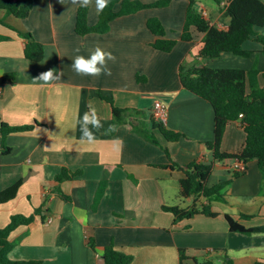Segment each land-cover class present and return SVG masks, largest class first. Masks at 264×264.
Listing matches in <instances>:
<instances>
[{
	"label": "crops",
	"instance_id": "0c3cea01",
	"mask_svg": "<svg viewBox=\"0 0 264 264\" xmlns=\"http://www.w3.org/2000/svg\"><path fill=\"white\" fill-rule=\"evenodd\" d=\"M31 1L32 10L23 19L0 10L1 20L30 31L45 51L41 61L28 60L25 39L14 27L0 22V34L8 36L0 40V78L14 75L0 83V124L32 126L6 135L0 132V190L21 181L16 197L0 204V226L13 214L42 211L10 234L14 246L9 257L33 261L28 264H105V247L113 245L132 255L129 264H180V248L187 256L185 264H195L193 257L198 262L207 258L223 264L225 254L236 264L264 262V231L232 232L224 216L229 213L246 227L264 226V172L254 159L244 173L234 176L233 160L214 158L206 145L214 136L213 109L207 100L185 89L179 78L181 64L249 69L256 59L264 70L260 44L253 39L244 43L246 49L256 51L251 58L228 52L215 59L201 58L203 33L195 32L191 41L181 39L189 0H172L166 6L118 16L107 32L83 35L75 31L78 6L58 0ZM213 2L198 0L196 5L215 27L226 29L228 11ZM119 7L115 5L116 10ZM151 17H158L166 36L177 41L171 51L152 46L156 35L147 26ZM98 18L93 0L88 23L93 25ZM257 30L264 34V26ZM97 47L115 57L107 62L110 74H76L71 67L74 57L88 58ZM49 69L63 75L41 86L34 78ZM99 91L112 96L115 107L129 109L116 125L118 130L110 134L104 132L114 119L112 104ZM155 101L168 105L164 125L183 133L178 140L168 141L152 127ZM89 108L96 109L103 124L99 131L93 129L96 141L92 145L81 143L76 124L77 113L82 117ZM36 127L47 129L49 135L39 133L36 138ZM244 141L241 120L230 122L221 150L236 153ZM172 163L212 164L207 186L227 183L210 197L181 198L179 180L184 172L169 167ZM63 167L80 172L57 183L55 177ZM102 180L105 192L93 209ZM57 186L68 198L55 192ZM194 202L198 207L208 203L219 214L199 213L176 221L172 212L164 210V206L188 208Z\"/></svg>",
	"mask_w": 264,
	"mask_h": 264
},
{
	"label": "trees",
	"instance_id": "16d2710c",
	"mask_svg": "<svg viewBox=\"0 0 264 264\" xmlns=\"http://www.w3.org/2000/svg\"><path fill=\"white\" fill-rule=\"evenodd\" d=\"M172 0H156L150 3H144L140 0H109L108 6L99 13L98 21L90 25L88 23V7H79L76 12L75 31L78 34H86L89 32L104 33L110 28V22L122 15L134 13L138 10L149 7H162L168 5ZM198 0H189L181 39L191 41L195 32L203 33L199 56L203 59H215L222 53L228 52L234 55L251 58L256 51L246 49L244 43L253 39L260 44L258 51L264 57V34L260 33L257 28L264 26V1L262 0H214L217 4L222 5L229 14V25L226 29L215 27L211 21L204 15L202 10L198 8L196 2ZM120 4L119 9H115L116 4ZM0 10L7 15H12L17 19L27 17L32 10L31 0H0ZM10 27L11 24L6 23ZM147 26L153 34L156 35L152 46L157 50L169 52L176 45V40L166 36V30L158 17H151L147 20ZM15 28V27H14ZM20 36L25 39L24 56L31 61H41L44 58V46L37 41L30 31L26 29L15 28ZM8 36L0 34V40L7 39ZM254 59L251 68L237 67H210L201 65L181 64L179 68V78L182 86L193 93L207 100L214 113V136L213 139L206 142V145L213 151L216 160L230 159L238 160L243 163L244 167L240 171H234V176H239L247 169V163L250 160H257L260 169L264 172V83H260V79L264 80V70L260 69ZM12 73H6L0 78V83L13 78ZM139 78V77H138ZM141 79H144L141 77ZM102 99L112 104L113 122L117 125L122 122L129 109L119 108L113 105L112 96L103 94L99 91ZM240 114H242L240 116ZM241 120L245 131V141L240 150L236 153L224 152L221 150V142L230 122ZM152 127L158 128L168 141L178 140L183 133L167 129L165 125L157 121L151 116ZM32 126L20 125L10 126L6 123L0 124V132L6 135L12 131H26ZM152 141H156L153 135H147L143 129H138ZM165 151L168 153L167 149ZM175 166L184 172V176L179 180V195L181 198L189 196L210 197L218 194L225 186L226 181L218 184L207 186L206 182L212 171V164H189L180 166L172 163L169 167ZM80 171H70L63 167L56 175L55 181L61 183L78 175ZM21 181L0 190V204L6 203L14 199L18 193ZM106 181L102 180L94 203L93 209L98 207L102 196L104 195ZM55 192L63 198H68L62 192L59 186ZM164 210L173 213L175 220L190 218L195 214H205L208 216H216L219 212L213 210L212 206L204 204L198 207L194 202L188 208H180L178 206H164ZM41 209H35L31 215L13 214L9 222L0 226V264H28L30 260H16L9 257V252L14 244L10 240V234L19 226L27 225L34 220L36 215H41ZM227 220L229 230L239 233L263 232L264 226L246 227L237 221L231 214L224 213ZM90 248L95 249L92 239L88 240ZM180 264H185L187 258L184 249H179ZM105 264H129L132 255L121 252L108 245L104 250ZM195 264H215L211 259L205 258L198 262L193 257ZM223 264H236L234 260L224 255ZM254 264H264L262 261H256Z\"/></svg>",
	"mask_w": 264,
	"mask_h": 264
},
{
	"label": "clouds",
	"instance_id": "9594fccd",
	"mask_svg": "<svg viewBox=\"0 0 264 264\" xmlns=\"http://www.w3.org/2000/svg\"><path fill=\"white\" fill-rule=\"evenodd\" d=\"M58 2L62 5L70 4L72 6L84 8H87L93 4V0H58ZM108 2L109 0H94L95 11L97 13L102 12L108 6ZM75 51L79 52V49H75ZM114 60L115 57L112 55V53L105 52L97 47L88 58H85L81 55H76L72 61L71 67L78 75L97 77L102 73L109 75L110 71L107 67V62ZM62 75V72H56L54 69H49L47 71L41 72L36 78H34V80L42 82L41 86H46L53 81L59 80ZM76 124L79 125L80 128L81 143L88 145H92L96 141V135L93 129L99 131L103 128V124L101 123L95 108H89L88 111L84 112L82 117L77 113ZM117 130V126L112 124L109 125L107 129H105L104 134H110L111 132ZM35 133L36 138H38L39 133L49 135L47 129H41L39 127L35 128Z\"/></svg>",
	"mask_w": 264,
	"mask_h": 264
},
{
	"label": "built area",
	"instance_id": "2783aa9c",
	"mask_svg": "<svg viewBox=\"0 0 264 264\" xmlns=\"http://www.w3.org/2000/svg\"><path fill=\"white\" fill-rule=\"evenodd\" d=\"M242 114H240L241 116ZM153 116L154 118L165 124L168 119V105L161 102V101H155L154 106H153ZM244 165L242 162L238 160L233 161V169L236 171H240L243 169Z\"/></svg>",
	"mask_w": 264,
	"mask_h": 264
},
{
	"label": "rangeland",
	"instance_id": "374dc122",
	"mask_svg": "<svg viewBox=\"0 0 264 264\" xmlns=\"http://www.w3.org/2000/svg\"><path fill=\"white\" fill-rule=\"evenodd\" d=\"M206 2H208V3H212V4L214 5L213 0H206Z\"/></svg>",
	"mask_w": 264,
	"mask_h": 264
},
{
	"label": "water",
	"instance_id": "95a60500",
	"mask_svg": "<svg viewBox=\"0 0 264 264\" xmlns=\"http://www.w3.org/2000/svg\"><path fill=\"white\" fill-rule=\"evenodd\" d=\"M104 261H105V258H104Z\"/></svg>",
	"mask_w": 264,
	"mask_h": 264
}]
</instances>
